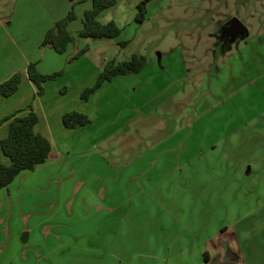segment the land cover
<instances>
[{
  "label": "crops",
  "instance_id": "0c3cea01",
  "mask_svg": "<svg viewBox=\"0 0 264 264\" xmlns=\"http://www.w3.org/2000/svg\"><path fill=\"white\" fill-rule=\"evenodd\" d=\"M55 1L0 0V83L17 72L25 73L29 63H36L42 74L63 70L62 76L73 75L76 60L66 64L70 47L64 54L40 47L46 32L76 3L61 0L57 9ZM83 3L86 10L91 8L90 0ZM83 13L77 15L76 29H72L74 21L69 25L73 37L82 28ZM50 82L44 84V94L36 96L25 74L13 96L0 98V122L18 111L27 114L32 105L38 117L35 132L52 146L44 164L0 189V201L32 203L37 195L45 200L60 196L62 208L46 211L48 215H40L41 219L59 218L66 226L72 217L90 221L45 254L20 260L22 264H264L262 136L254 135L252 146L240 149L242 154L251 150L252 157L244 158L232 151L237 130L220 132L218 137L200 135L188 126L189 132L179 130L155 144V161L144 159L140 166L124 162L117 171L103 156L104 151L108 153L111 133L97 136L102 139L100 152L95 151L96 144L90 150L82 148L81 141L93 128L89 112L79 103L83 88L73 106L64 108L47 102ZM62 89L68 85L58 87L57 97H65ZM95 94L83 101L84 106ZM72 111L86 114L90 124L65 128L62 116ZM122 119L120 115L118 121ZM108 122L115 124L116 119ZM8 130L9 121L0 124V141ZM1 160L9 164L2 155ZM54 186H59V194ZM73 190L74 195L70 194ZM75 204L62 219L60 213ZM79 204L84 208H78ZM33 229L22 236L23 244H29Z\"/></svg>",
  "mask_w": 264,
  "mask_h": 264
},
{
  "label": "rangeland",
  "instance_id": "374dc122",
  "mask_svg": "<svg viewBox=\"0 0 264 264\" xmlns=\"http://www.w3.org/2000/svg\"><path fill=\"white\" fill-rule=\"evenodd\" d=\"M60 1L53 6L59 9ZM83 1L76 0V16L86 10ZM142 1L117 0L99 15L101 24L113 21L121 29L118 39L75 37L69 52L85 47L88 51L72 64L73 75L50 82L47 102L71 108L79 89L92 87L107 62L143 56L146 65L140 73L117 76L97 90L89 104L79 102L89 112L93 126L81 141L84 150L96 144L95 151L100 152L102 139L97 136L111 133L108 153L104 151L103 156L119 171L124 162L140 166L144 159L155 161V144L179 130L189 132L187 127L193 126L195 133L218 137L220 132L237 130L232 151L252 157L251 150L242 154L240 149L250 148L254 135L264 138V0H148L145 20L139 23L136 17ZM232 19L246 28L244 35L234 39L221 33ZM79 24L74 21L72 29ZM118 41L127 45L121 48ZM64 84L68 85L61 91L65 97H57L58 87H67ZM120 115L123 119L118 121ZM112 119L115 124L108 122ZM146 149L147 153H141ZM54 191L59 194V186ZM60 200V196L45 200L37 195L32 203L0 201V264L37 258L89 223V219L72 217L66 226L59 218H40L46 211L61 209ZM75 208L76 204L65 209L61 218ZM78 208L84 207L79 204ZM28 229L34 232L29 244H23Z\"/></svg>",
  "mask_w": 264,
  "mask_h": 264
},
{
  "label": "trees",
  "instance_id": "16d2710c",
  "mask_svg": "<svg viewBox=\"0 0 264 264\" xmlns=\"http://www.w3.org/2000/svg\"><path fill=\"white\" fill-rule=\"evenodd\" d=\"M91 8L83 13L82 28L77 37L83 39H118L121 29L110 21L101 24L98 21L99 15L105 10L116 5L117 0H90ZM142 1L138 5V15L136 20L142 23L146 15V3ZM77 18L72 8L62 19L55 22L50 28L41 44V48H49L58 54H64L69 45L74 44L73 37L69 30V25ZM118 45L124 48L127 45L125 41H118ZM88 47L77 50L66 59V64L72 63L85 55ZM146 65V58L143 56L133 55L130 60L117 62L109 61L105 64L94 85L84 89L80 94L82 101H88L106 82H111L117 76H125L140 73ZM26 74L29 81L36 88V96L44 94V84L55 81L62 76L63 70L50 74H42L37 69L36 63H29L25 73L17 72L10 78L0 83V98H9L19 89L23 76ZM29 112L21 115L24 111H18L10 116L5 117L1 122L9 121V130L6 138L0 141V189L7 188L15 178L25 171H33L37 166L44 164L52 151L51 143L48 139L35 132V126L38 122L37 115L33 112L32 107L28 106ZM62 124L67 129L84 127L90 124V119L86 114L72 111L62 116ZM1 155L9 160L5 165L1 160Z\"/></svg>",
  "mask_w": 264,
  "mask_h": 264
},
{
  "label": "water",
  "instance_id": "95a60500",
  "mask_svg": "<svg viewBox=\"0 0 264 264\" xmlns=\"http://www.w3.org/2000/svg\"><path fill=\"white\" fill-rule=\"evenodd\" d=\"M223 36L230 35L233 39L246 33V28L237 19H232L228 26L222 28Z\"/></svg>",
  "mask_w": 264,
  "mask_h": 264
}]
</instances>
